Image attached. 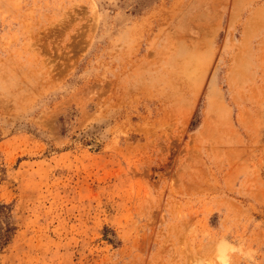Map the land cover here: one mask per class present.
<instances>
[{
  "label": "rangeland",
  "instance_id": "374dc122",
  "mask_svg": "<svg viewBox=\"0 0 264 264\" xmlns=\"http://www.w3.org/2000/svg\"><path fill=\"white\" fill-rule=\"evenodd\" d=\"M0 264H264V0H0Z\"/></svg>",
  "mask_w": 264,
  "mask_h": 264
}]
</instances>
